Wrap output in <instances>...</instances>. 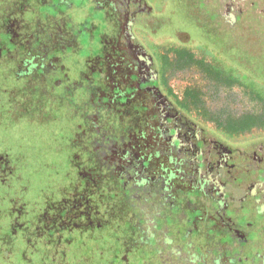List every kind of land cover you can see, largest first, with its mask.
<instances>
[{"label": "flooded vegetation", "instance_id": "af4514ba", "mask_svg": "<svg viewBox=\"0 0 264 264\" xmlns=\"http://www.w3.org/2000/svg\"><path fill=\"white\" fill-rule=\"evenodd\" d=\"M30 1L38 8L53 6L55 0ZM84 1L89 6L87 17L92 18L91 28L77 24L74 32L76 48L73 50L70 44L64 48L65 52L73 50L79 54L74 61L75 74L65 76L76 87L72 89L66 84L61 89L62 82L56 84L52 74L46 75L54 74V64L59 66L60 62H67L59 56L64 51L60 52L59 46L53 47L47 60L44 53L39 54L48 46L45 35L52 28L49 21L59 19L61 12L50 15L45 11L40 20V11L36 17L25 20L22 14L29 9V0H0V12L9 2L13 6L11 12L3 11L0 17V51L7 50V44L1 39L5 36L7 43L15 47L13 52L8 48L6 56L18 61L21 68L17 72L18 78L27 79L22 88L36 78L38 88L34 87L41 90L43 99L57 88L56 95L77 94L78 106L73 109L76 114H71V118L81 114L79 118L85 123L86 130L79 142L75 141L77 144L73 143L71 147L79 159L75 170L79 174L94 163L88 156L93 142L103 162L93 171L88 169L90 173L86 177L81 175L82 180L76 182L73 193L68 194V203L55 208V213L62 214V217H56L57 226L67 229L73 223L86 224L89 217L85 212L81 210L76 214L72 211L73 206L68 207L76 198L78 204L82 200L95 203L93 224L89 223L86 228L98 226L99 218L107 217L108 208L101 198L104 199L106 190H110L106 189L107 185L112 182L114 187L119 186L121 198L126 201L137 200L141 193L143 201L152 202L157 197L163 202L169 199L167 204L177 206L178 214L181 213L183 218H176L182 221L185 210L200 208L202 198L208 196L214 205L209 217L213 225L216 224L211 231L227 236L230 243L234 239L249 246L250 235L258 238L263 230H259L257 224L253 226L252 214L240 215L237 208L238 202L247 197L264 201V135L242 141L228 140L192 116L190 109L184 107L183 96L177 100L172 98L174 93L166 77L171 66L165 70L164 55L166 53L168 63H172L169 54L183 51L206 70L230 72L239 66L243 71L255 70V75L262 76L264 42L257 37V41L252 42L254 36L251 34V42L247 43L250 37L245 32L250 31L249 28L258 29L253 18L248 20L251 8L256 11L253 14L257 16L259 26L264 27V0H174L178 2L177 11L182 18L196 16L197 19L193 18L194 29H207L209 39L206 36L207 39L197 38L192 32L177 27L164 29L166 22L162 12H155L148 0ZM60 4L71 6L68 0H60ZM17 13L22 16L13 18ZM97 14L101 18L100 26L94 18ZM240 37H244L241 44L237 42ZM198 54L200 57L196 56ZM45 91L49 93L45 94ZM108 127H113L116 133L110 128L108 136L103 134ZM3 155L0 153V177H7L11 167ZM259 211V215L264 214V209ZM166 216L171 221L176 219L169 214ZM148 218L139 219L137 232L132 231L129 235H134L137 241L150 233L151 240L158 245L155 248L162 250L153 258L157 264H164L162 257L168 264H172L170 261L213 264L209 263L211 258L219 264H262L263 255L258 253L250 257L239 256L245 247H237V242H234L236 260H224L219 252L224 253L230 246L222 240L213 259L211 253L199 249L205 239L198 237L192 225L187 226L177 239L163 218ZM143 225L145 229L141 230Z\"/></svg>", "mask_w": 264, "mask_h": 264}, {"label": "rangeland", "instance_id": "374dc122", "mask_svg": "<svg viewBox=\"0 0 264 264\" xmlns=\"http://www.w3.org/2000/svg\"><path fill=\"white\" fill-rule=\"evenodd\" d=\"M68 1L71 5L70 8L65 5H61L60 0L52 2L53 4L56 3V9L58 12H61L62 15L59 19L55 18L49 21L52 28L49 30L47 35H45L46 42L48 41V46L44 47L43 52L42 50L39 51V54H45L44 57L46 60L48 57H51V50L53 47L59 46L60 52L64 51L66 44H70L73 50L76 48L77 42L74 38L76 33L74 32L77 31V24L83 25V28L85 27L86 29L91 28L90 22H92V18L91 16L87 17L89 7L87 2L84 0ZM148 1L153 5L155 12H162L161 14H163V19L166 22V25L164 24V29L174 30V28L177 27L178 29H182L186 32H192L197 38H210L207 29L203 30V28L198 27L194 29L195 25L193 18L197 19L196 16H192V18L190 17L188 19L185 16L182 18L177 11L179 9V6H176L178 2H175L174 0ZM29 2V9L22 14L25 20L36 17V14L40 11L39 17L40 20H42L43 12L49 11L48 13L52 15L55 11L53 6L47 5L45 7H38V9L35 3L30 0ZM9 4L7 3V6L3 7L4 13L6 11L11 12L13 10V6ZM3 11L0 12V17L3 15ZM255 12L256 11L253 8L250 9L248 20L253 18L252 21L257 25L258 29L249 28L251 30L245 32L247 33L246 35L250 37L246 40L247 43L251 42V34L254 36V40H252V42H256L257 39L264 42V27H260V24L257 23L259 21L257 16L253 14ZM22 15L17 13L13 15V18L21 17ZM94 18L98 22L97 26H100L101 18L99 15H94ZM38 31L39 29L37 27L36 32ZM205 36L207 38H205ZM1 39L5 41V44H7V50L8 48L10 52L15 50V47L12 44L7 43V37L4 36ZM243 39L244 37H240L237 39V42L241 44ZM52 44L54 45L52 46ZM162 49L165 50V47ZM18 50L19 49H17V51ZM73 50L61 53L59 56L63 61L67 60V62L65 61L63 64L60 62L59 66L54 64V74L51 72L46 75L47 77L52 74L55 78L56 84H60V82H62V86L59 87L61 89H63L66 84L71 85V82L68 81L65 76L69 75L72 77L77 69L74 61L77 59L79 54H75ZM6 51H0V152L12 154L14 157L13 159L18 162L20 166L24 168L26 167L25 170L28 173L30 184H32L33 189L44 186L47 192H50L51 194L53 193L56 184H59L62 180V182H70V180H72L75 173L74 166L77 164V161H79L76 157L77 154H75V152L73 153L70 149V144H77L79 142V139H81L80 137L86 130L85 123H83L79 118L81 114L72 117V121L70 122L73 123H71V125L68 121H66L65 116L63 115V110L66 107L72 108V110L77 108V94L73 92L70 93L69 90H67L69 93L66 94H55V96L46 95L47 98L43 103L44 100L40 97L39 93L40 89L35 88L38 84L35 80L36 78L34 81L31 80L28 84H26L25 89L20 87L26 83L27 79L18 78L17 72L21 69L18 66V61L13 60V57L9 58L6 56ZM160 52L163 53L165 51L160 50ZM83 54L85 55V53ZM196 56L200 57L199 54ZM169 58L172 62H174V54L170 53ZM18 59H21V57ZM34 61L36 62V60ZM29 67L30 66H28V68ZM236 68L239 69V66H236ZM166 77L168 86H170L173 93L178 97H181L182 93L187 89H195L200 93L201 108L199 111L192 106L189 107V109L192 116L201 120L202 123L210 129L216 128V118H221V120L227 118V120H229L228 118H239L245 113L257 114L261 112L260 104L247 91H245V89L238 86L226 87L224 84L204 76V74H202L198 68L194 66L189 68H177L176 66L172 67L167 71ZM70 87L73 89L76 86L72 84ZM53 91H56L55 93H57L58 88ZM45 92V94L49 93V91ZM81 107L85 109L83 106ZM71 113L72 115L76 114V110H73ZM74 119H77L76 122L73 121ZM110 128H112V130L116 133L113 127ZM110 128L109 130L107 129V131L104 129L102 133H106L105 135L108 136V134L111 133ZM114 132H112V134H114ZM244 135L245 138H235V140L242 141L246 138H259L261 135H264V130L254 129ZM75 141H77V143ZM91 147L93 149H90L92 151L88 156H91L90 159L94 163L91 167L87 166L82 171H79V174L85 177L90 173L88 169L93 171L94 168L100 167L99 164L103 163L100 161V153L94 142L90 145V148ZM93 155H95V157ZM113 185L114 184L112 182H109L107 188L105 187L106 189H110L106 190L103 200L108 208L107 217L105 219L99 218L98 221L101 223V226H105L110 223L109 228L113 229L114 233H117V236L119 235L121 239L118 237L111 238L112 235L108 234L109 239H107V242H103L105 243V248L102 247V252L109 257L104 259L105 261L103 262L108 263L110 260L109 258H112L110 251H112V248L118 244L117 240L127 242V240L129 241L133 238L134 235L128 236L126 230L127 227H131L132 229H130L129 234L132 231L137 232V230L133 228H138L137 221L139 219L154 216L156 219L163 218L166 221L165 225L169 228L172 234H175L177 239H180V234H183V231L187 226L192 225L195 229V233L198 234V237L205 239V242H203L204 244L199 245V249L204 252L211 253L213 259L216 257V255H214L215 252H219L220 250L218 245L222 240L230 246V248L224 251V253L219 252L224 260L228 259L229 262L236 260V247L234 246V242H237V247H245V249H247L246 251L244 249L243 254L239 250L241 254L239 256L243 255L244 257H250L253 253H258L259 256L263 255L261 263L264 264V228H262L264 226V214L259 215V209H264V201H262L261 198L255 199L247 197L238 202V213L245 216L252 214L254 217L253 226L257 224L259 230H263L261 236L258 238L251 237L250 235V245L246 246V242L239 243V241H235L233 239V243H230L231 241L229 242L230 239L227 236L219 235L220 233L216 232V230L215 232L211 231L212 228L216 227V224L213 225V220L209 217L210 214H212V206L214 207V205L212 199H209L208 196L202 198L200 208L193 211L185 210V220L182 221L181 219L176 218H183L181 213L178 214L179 211L177 206L170 207L167 204L169 199H166V201L163 202L161 198L157 197L152 202L151 200L143 201L140 199L143 196L141 193L138 198L140 199V202H138V199L134 201H126L121 198L120 189L118 188L119 186L114 187ZM110 194H114V196ZM194 194L197 193L194 192ZM191 195L193 194L191 193ZM101 199H103V197ZM72 200L74 201L70 203L68 207L73 206L74 208L72 211L76 212V214L80 213L81 210L85 212V214L89 217V220H87L88 223L86 221L85 226L89 223L93 224L95 216L93 214L95 213V203L92 201L86 202L82 200L81 203L78 204L79 201H77V198ZM256 209L258 210L256 211ZM162 214L165 215V218L161 216ZM167 214L176 219L171 221L166 216ZM146 215H148V217ZM116 219H119L120 223L113 222ZM154 223L157 224L156 221ZM121 224H127L128 226L124 228ZM140 228L141 230L145 229L144 225L140 226ZM70 237H76V233L70 234ZM154 243L156 242L153 241V244H151V242L149 244L153 249L158 246L157 243L156 245ZM131 245H133V242ZM71 248L74 249V252L76 251L79 253L81 251L80 247L76 244H74ZM115 249L120 251L121 247L118 246L115 247ZM130 249L132 252L130 253L131 258L129 259V264L154 263V260H152L151 250L148 252L147 249H143V247L140 246H134L133 248L130 247ZM170 262H172V264H182L181 262ZM209 263L219 264V261H213L211 258Z\"/></svg>", "mask_w": 264, "mask_h": 264}, {"label": "trees", "instance_id": "16d2710c", "mask_svg": "<svg viewBox=\"0 0 264 264\" xmlns=\"http://www.w3.org/2000/svg\"><path fill=\"white\" fill-rule=\"evenodd\" d=\"M53 8L55 11L52 14L54 15L58 10L55 4ZM166 56L165 53V70H168L170 66L171 68L175 66L177 68L194 66L206 77L222 83L226 87H242L260 104L261 112L257 114L245 113L239 118H228L229 120L227 118L224 120L216 118V128L213 129L215 132L225 139L231 140L232 138H242L245 133H249L254 129L264 130V74L262 76L255 75V70L244 72L240 70V67L239 69H232L230 72L221 69L217 71L206 70L200 62H196L190 54L183 51H176L175 60L172 62L174 64L168 63ZM20 87L22 88V86ZM60 91L62 90L60 89ZM55 92L51 91V94L55 95ZM39 93L41 94V92ZM182 96L184 107L189 108L192 106L199 111L201 100L200 93L197 90L187 89L182 93ZM46 98L43 99V103ZM172 98L177 100L178 96L172 94ZM71 109L66 107L63 110V115L70 125L73 123L70 122L72 121ZM70 146L72 147V144ZM2 155L4 159L8 160L11 173L7 177H0V264H129L130 253L132 252L130 247H143L140 244H150V242L153 244L149 232L143 235L141 240L136 241L135 237H133L134 239L131 238L130 242L128 240L127 242L117 240L118 244L115 247L119 246L121 250L118 251L113 247L110 251L112 258H109L108 263L103 262L104 259L109 257L102 252V247L105 248L103 242H107V239H109L108 234L112 235L111 238H120L117 233H114L113 229L109 228L110 223L105 226H101V223L98 226L92 225L94 229H90V226L86 228L85 224L79 225L77 223L71 224L67 229L57 226L58 220L56 217H62V214H57L54 210L58 205L68 203V194L73 193L75 183L82 180V176L78 174V171H74L75 173L70 182H62V180V183L56 184L53 193L50 194L44 186L33 189L25 170L26 167L20 166L13 159L12 154L4 152ZM113 222L120 223V220L116 219ZM121 226L126 228L128 225L121 224ZM130 229L131 227L126 228L128 236ZM133 229L137 230L138 228ZM75 233L76 237H70V234ZM132 242L133 245H131ZM74 244L80 247L81 251L79 253L74 252V249L71 248ZM149 246H145L143 249H147L148 252L151 250L152 260H154L153 258L159 255L162 250L153 249L151 246L149 248ZM162 258L161 263H167ZM153 264H157L156 260Z\"/></svg>", "mask_w": 264, "mask_h": 264}]
</instances>
